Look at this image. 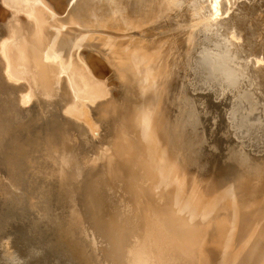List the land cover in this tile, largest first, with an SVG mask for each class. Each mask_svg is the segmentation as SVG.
I'll list each match as a JSON object with an SVG mask.
<instances>
[{"label": "bare ground", "instance_id": "6f19581e", "mask_svg": "<svg viewBox=\"0 0 264 264\" xmlns=\"http://www.w3.org/2000/svg\"><path fill=\"white\" fill-rule=\"evenodd\" d=\"M0 264H264V0H0Z\"/></svg>", "mask_w": 264, "mask_h": 264}]
</instances>
